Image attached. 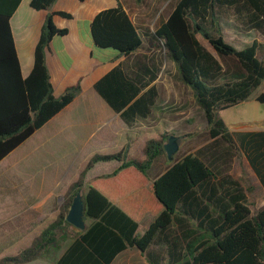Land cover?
I'll list each match as a JSON object with an SVG mask.
<instances>
[{
	"label": "trees",
	"instance_id": "16d2710c",
	"mask_svg": "<svg viewBox=\"0 0 264 264\" xmlns=\"http://www.w3.org/2000/svg\"><path fill=\"white\" fill-rule=\"evenodd\" d=\"M55 0H31L34 9L49 10L34 50L33 67L22 77L10 26V17L20 0H0V160L16 148L80 92L70 86L54 96L45 51L57 27L50 11ZM140 4L143 0H133ZM168 14L159 17L151 37L161 42L174 63L177 77L187 85L205 118L209 141L195 152L177 156L152 181V189L163 210L140 233L137 223L112 204L94 186H85L86 172L97 161L117 160L121 164L106 176L134 166L146 174L156 157L166 155L163 144L173 135L165 131L146 140L143 159L127 150L93 154L69 184L59 212L29 247L18 255L4 257L0 264L25 262L55 239L77 191L83 190L84 213L90 223L73 238L56 264H109L119 251L136 247L151 264H162L160 242H166L167 264H264V206L254 214L240 182L230 173L236 150L232 133L220 111L245 101L253 94L264 102V93L255 94L264 82V0H169ZM221 22L242 34L254 33L251 43L237 48L221 33ZM90 34L98 48L112 49L128 56L142 48L143 38L120 0L114 7L95 14ZM204 37L217 54L197 38ZM155 74L148 77V81ZM143 75L118 66L94 83L100 96L131 126L135 117H145L154 102V88L142 91ZM251 136L264 137L263 132ZM225 145V147H222ZM189 217L196 220L195 226ZM164 253V254H165Z\"/></svg>",
	"mask_w": 264,
	"mask_h": 264
},
{
	"label": "crops",
	"instance_id": "0c3cea01",
	"mask_svg": "<svg viewBox=\"0 0 264 264\" xmlns=\"http://www.w3.org/2000/svg\"><path fill=\"white\" fill-rule=\"evenodd\" d=\"M30 1L20 0L10 17L22 77H27L33 67L35 46L49 11L32 8ZM120 1L136 24L134 14L127 6L132 1ZM117 3L118 0H55L50 7V11L70 14V17L59 14L52 17L57 27L68 29L63 36H53L45 51L53 94L60 96L66 88L77 83L80 92L0 160V260L18 255L29 247L33 239L55 220L67 187L93 154L126 149L130 156L143 159V146L151 138L149 135L153 130L157 133L154 138L165 131L177 136L178 152L181 148L179 137L193 133L197 127L195 117H190V110L185 108L182 93L186 85L177 75V78L165 79V63L160 56L159 41L151 37L155 29L153 22L148 24L143 19L139 26L136 24L144 46L128 56L94 45L90 34L91 20L97 12L114 7ZM158 5L157 2V8ZM154 7L152 5L150 9L152 13L157 11ZM118 66L128 73L143 75L146 85L142 91L149 88L155 91L150 112L145 117H135L131 126L94 88L98 79ZM151 74L155 76L148 81ZM262 91L264 93V87ZM169 102L171 105H168ZM225 124L233 136L232 129L237 124ZM252 124L263 127L242 129L239 144L233 136L240 161L236 169L233 164L234 171L230 167L229 173L240 182L250 211L254 214L264 206V137H254L249 133L263 132L264 118ZM170 161L166 155L156 157L148 169H153L151 176L134 166L106 176L121 162L97 161L86 172L84 183L86 187L92 185L98 189L108 201L134 220L138 225L137 231L143 233L163 210L155 198L152 181L166 170ZM195 222L194 218L189 217L192 227ZM85 223L87 226L90 220L85 219ZM78 230L71 224L61 225L55 239L34 258L9 264H56ZM165 246L163 239L160 242L162 264H167L169 260ZM109 264L151 263L136 247H127L116 253Z\"/></svg>",
	"mask_w": 264,
	"mask_h": 264
},
{
	"label": "rangeland",
	"instance_id": "374dc122",
	"mask_svg": "<svg viewBox=\"0 0 264 264\" xmlns=\"http://www.w3.org/2000/svg\"><path fill=\"white\" fill-rule=\"evenodd\" d=\"M131 1L132 3L128 4L127 6L130 13L134 14V18L138 26L140 24V20L144 19L148 24L150 22H153L154 29L159 17H165L168 14L167 3L169 0H143V2L140 4L135 3L133 0ZM157 2L159 4L158 8L156 6ZM152 5H155L154 10L155 8H157V11H154L153 13L152 11H150V9H152ZM220 26L221 33L223 34L225 40L233 44L237 48H242L245 44L250 43L254 37H257L254 33H239L231 26H228V24L225 22H221ZM197 38L203 46H205L212 54H214L218 58L217 54L204 37H202L200 34H197ZM259 40L264 43V38H259ZM158 46L160 48V51H162L160 52L162 62L165 63V79L177 78V71L174 63L169 59L166 53H164L165 48L160 42ZM150 58L155 57L151 56ZM263 87L264 82L262 83L261 87L255 91V94L263 92ZM253 94L254 93H252V95H250V97L246 99L245 102L220 111V116L226 123L237 124V126L233 127L232 130L234 131L233 136L235 138V141L238 144L240 143L239 136L242 129L256 130L263 127V125L252 124L254 121L264 118V103H260L255 100ZM182 95L185 99L186 110H190V114L188 115L190 117H195V123L197 124V127L194 129L193 133H190L188 135L184 134L179 137L181 148L177 152V156H181L187 152H195L200 146L206 144L207 141H209L207 126L202 110L196 104L192 91L187 85L185 86V91L182 93ZM168 105H171V103L169 102ZM151 132L152 133L149 136L151 138H154L157 135L156 130H153ZM236 149L237 151L235 150L234 152L235 157L230 162V167L231 169H233L232 171H234V166L235 169L238 167V161H240V157L238 154L239 150L238 148ZM147 174L151 176L153 174V169L147 170ZM81 192H83V190H81Z\"/></svg>",
	"mask_w": 264,
	"mask_h": 264
},
{
	"label": "water",
	"instance_id": "95a60500",
	"mask_svg": "<svg viewBox=\"0 0 264 264\" xmlns=\"http://www.w3.org/2000/svg\"><path fill=\"white\" fill-rule=\"evenodd\" d=\"M178 147V137L175 135L170 136L163 144L165 154L169 159H172L174 153L178 150ZM84 209V197L82 192L79 190L71 201L70 207L65 217L66 221L80 230L85 229L86 215L84 213Z\"/></svg>",
	"mask_w": 264,
	"mask_h": 264
}]
</instances>
